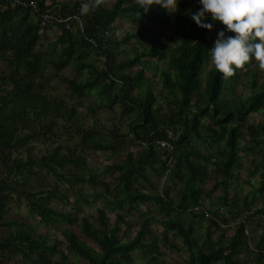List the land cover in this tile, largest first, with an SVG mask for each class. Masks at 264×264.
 <instances>
[{"label":"trees","instance_id":"16d2710c","mask_svg":"<svg viewBox=\"0 0 264 264\" xmlns=\"http://www.w3.org/2000/svg\"><path fill=\"white\" fill-rule=\"evenodd\" d=\"M171 1L0 0V264H165L156 248H177V239L181 264H264V20L247 17L264 0ZM122 18L133 30L117 40ZM97 88L105 96H92ZM85 99L94 103L80 117ZM115 108L119 124L109 131L78 123ZM70 133L72 146L61 138ZM50 139L56 146L34 157L33 143ZM89 149L122 158L94 175ZM241 151L250 156L248 176L259 178L251 199L229 198ZM156 166L164 185L147 192ZM41 176L53 177L49 188L32 185ZM208 182L207 199L220 191L224 211L204 212ZM88 186L120 212L113 223L105 207H81L91 206ZM13 195L43 233L6 218ZM196 218L205 221L200 239ZM152 224L161 233L151 235ZM53 228L64 250L50 239ZM248 228L262 229L257 242Z\"/></svg>","mask_w":264,"mask_h":264},{"label":"rangeland","instance_id":"374dc122","mask_svg":"<svg viewBox=\"0 0 264 264\" xmlns=\"http://www.w3.org/2000/svg\"><path fill=\"white\" fill-rule=\"evenodd\" d=\"M172 3H173V0L171 1V4ZM247 17L249 18V22L251 25L260 24V26H261V22L264 20V4H261V5L258 4L257 6H255L252 9V11H250V14ZM115 28H116L115 29V36H116L117 40L121 39L125 33H130L133 30L129 20L123 19V18L116 20ZM46 33L48 35H50V33H52V31H47ZM54 33L55 34L51 37L52 40L55 39L59 35V32H57V31ZM157 34H158V31H155L153 34L154 38H157L156 37ZM158 41L160 44H163L162 41H160V39H158ZM136 42L137 41L132 40L130 42V44L131 45L136 44ZM142 44H143V46L145 45V43H142ZM126 49L130 52L131 47L126 48ZM261 50H262L261 51L262 57L264 58V49L262 48ZM162 65L165 66L164 63ZM259 65L261 68L264 67V60L263 61L260 60ZM250 67H251L250 70L252 72H255L253 70H256V65L254 63H252V64H250ZM4 71H6L5 66L0 64V73L4 72ZM71 73H72V70H69L65 74L69 75ZM240 92L243 93L244 95H247L248 87L246 85L242 86L240 88ZM61 93L65 94V92L63 91V88L61 89ZM91 95L94 96L95 98H101V97L105 96V94L103 92H101V89H99V88L91 91ZM93 103L94 102L91 99H85L84 100L83 107L80 109V112H79L80 117L85 115V113L88 111L89 106H91ZM114 111L115 112H109V111H105V110L98 111L96 116H94L93 118L90 116H87L85 118L84 122L82 120H80V121H78V123H79L80 127L81 126L90 127V128L96 127L98 129L105 127L106 130L109 131L114 126L119 124V122H118V116H119L118 108H115ZM249 121H250V123L256 124L259 121V116L251 115L249 117ZM56 133L59 134V131ZM61 138H62L63 144L69 145V146H72L74 143L78 142L77 137L73 136L71 133H70V135L62 134ZM56 143H59V141H57ZM240 143L242 145L247 144V140L240 141ZM33 145L36 147V149L34 151V154L33 153L32 154L34 155V157H38V158L43 154L45 145H47L49 149L56 146V144H54L51 141V139L48 142H46L45 144H41V142H39V143L34 142ZM137 150H138V147L132 148V151L134 153H136ZM202 151H204V149H201V152ZM207 151H208V153H211L212 155L214 154L213 148H208ZM91 152H93L94 154ZM239 155H240V167L235 172L237 175V178L233 179L231 181V184L229 187V194H230L229 198H233L235 196V197H239V198H247L248 197V199H251L253 196L254 189L258 187L259 178L257 175L252 176V178H250L248 176L250 156L246 155L243 151H241L239 153ZM87 157L89 158V165H92V167H93L92 169H93L94 175H98V176L105 175L107 173L106 168L108 167V165H110L112 162H118L119 159L122 158V156L118 157V155L112 154L110 152H104V151L98 150V149L97 150L89 149V153H87ZM22 158L25 159V153L22 154ZM147 174L152 179L153 187L152 188L146 187V191L147 192H155L156 190H157V192L160 191L164 185V183H163L164 176L161 175L158 166L155 167L154 171L147 170ZM106 180L109 181V176L106 178ZM53 182H54L53 177L41 176V177H36L31 183L34 186L42 184L44 189H45V188H49L48 184H51ZM139 187H142V186L140 185ZM211 189H212V183L208 182L205 185V190H204L205 194L203 195V197L206 201L204 206H203V210L208 215H210L212 212H215V211L219 212V211L225 210V207L222 206L221 201H220L221 200L220 197L222 196L220 191H217V190L214 191L213 194L210 196V198L207 199L208 198L207 194L211 191ZM83 190L88 195L91 196V206L90 207H83V205L81 206L85 210V212L89 213L91 208L105 207L106 211H107L106 213L110 219V222L113 223L116 214L120 213V212L114 208H112V209L107 208L106 205L100 201V199H97L96 197L95 198L92 197L94 192H93L92 188H90L89 186L84 188ZM206 192H208V193H206ZM238 201H240V200L238 199L237 202ZM52 206L57 210H60V207H61V205L59 203H56L54 201L52 202ZM256 206L259 207V203H257ZM10 207H11V211L6 216L7 219L15 220L17 222H26L29 225H32L35 228V230L37 231V233H43L44 232V229H42L40 224H39V217L34 215L28 209L27 204L23 199L21 201V205H17L16 195H13L12 203H11ZM70 208H71L70 206L65 207V211H69ZM141 210L143 212L146 211V209L143 207L141 208ZM196 212H198V211H196ZM126 220L133 223L131 231H130V235H134L138 229V226L135 223L136 217L134 216V214L128 215V216H126ZM203 223H205V221L200 219V218H196L194 223H193L197 229L196 236L198 239H200V236H201L202 232L204 231L203 230V228H204ZM230 226L231 227L233 226V222H230ZM151 227H152L151 228L152 229L151 235H155V231L158 233H161V231H162V228L155 226L153 224ZM0 231H1L2 235H4V231H2V230H0ZM231 231L232 230H230L228 235L232 233ZM247 232H248L250 237H253L255 239L254 242H257L259 234L262 232V229L248 228ZM48 233H49L50 239L56 238L57 241L60 243V245H59L60 248H62L64 250V246L61 244L62 237L59 235V230L53 228ZM176 246H177V248H174V249H164L163 246L159 247V245H158V247L156 249H157V251H159V256H156V257L158 258V260L160 262L163 261L165 264H181L186 257V253L183 250V246L181 245V241L178 239L176 240ZM138 257H140V256H138ZM9 261L11 263H14V261H20V258L18 256H13V257H11V259H9ZM68 264H85V263L81 260H75L73 258H69Z\"/></svg>","mask_w":264,"mask_h":264},{"label":"built area","instance_id":"2783aa9c","mask_svg":"<svg viewBox=\"0 0 264 264\" xmlns=\"http://www.w3.org/2000/svg\"><path fill=\"white\" fill-rule=\"evenodd\" d=\"M8 1H12V0H8ZM44 18L46 19V18H47V16H44Z\"/></svg>","mask_w":264,"mask_h":264}]
</instances>
